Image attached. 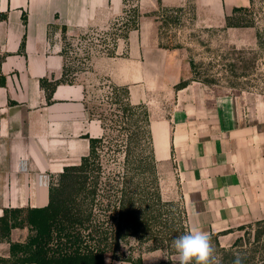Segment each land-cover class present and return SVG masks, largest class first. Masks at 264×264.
<instances>
[{
    "label": "crops",
    "instance_id": "0c3cea01",
    "mask_svg": "<svg viewBox=\"0 0 264 264\" xmlns=\"http://www.w3.org/2000/svg\"><path fill=\"white\" fill-rule=\"evenodd\" d=\"M186 0H137L139 27L119 38L112 55H91L73 83L56 86L48 102L41 78L60 79L66 34L107 28L125 0H0V52L6 54L0 87V215L5 207L49 203L53 176L90 152V138L105 134L87 107L90 76H108L145 103L161 193L180 200L189 230L219 233L264 219V106L245 110L235 96H215L181 79L177 54L159 43L151 13ZM171 108L153 105L152 95ZM167 93V96H163ZM163 96V97H162ZM16 229V228H15ZM13 229V233L15 231ZM28 232L17 240L26 239Z\"/></svg>",
    "mask_w": 264,
    "mask_h": 264
},
{
    "label": "rangeland",
    "instance_id": "374dc122",
    "mask_svg": "<svg viewBox=\"0 0 264 264\" xmlns=\"http://www.w3.org/2000/svg\"><path fill=\"white\" fill-rule=\"evenodd\" d=\"M136 1L128 0L127 7L136 5ZM240 6H246L248 10L233 12L234 7ZM122 14L111 19L107 28H91L64 35L67 64L73 78H76L77 71L90 66L91 55L108 53L113 49V41L120 33L118 27L122 23ZM151 16L157 21L160 45L177 54L182 74L179 83L203 87L215 96H235L245 110L264 106V0H186L182 6L160 5ZM228 16L237 25L229 26ZM89 79L86 98L89 109L93 116L106 117L104 141L99 149L102 180L103 184L109 179L115 183L118 174L125 170L127 124L115 121L119 118L116 114L122 112L111 101L112 86L115 85L111 79L103 75L90 76ZM174 87L176 92L178 89ZM175 92L168 99L159 98L161 94L154 92L151 94L153 105L165 103L166 108H171ZM120 97H124L121 92ZM139 147L144 155L149 153L145 141L139 143ZM56 178L55 175L52 180ZM110 182H107L108 187ZM163 198L175 203L169 206L174 217L171 233L166 236L160 231L162 226L156 230L158 238L165 237L164 247L153 249L157 243L150 239L141 242L130 238L114 253L107 254L106 264H134L127 260L129 258H142L146 264H165L168 261L174 264L175 253L171 242L189 231V226L185 215L183 217L178 211L184 210L180 200ZM257 221L208 234L214 255L222 260V264H232L234 252L243 254L244 264H250L247 260L253 255V249L264 248V239L256 241L259 231L264 234V223L259 225ZM27 232L28 228L16 227L14 233L11 232V240L17 241V237H23ZM261 255L257 252L252 264H264ZM0 257L10 258V243L7 240H0Z\"/></svg>",
    "mask_w": 264,
    "mask_h": 264
},
{
    "label": "trees",
    "instance_id": "16d2710c",
    "mask_svg": "<svg viewBox=\"0 0 264 264\" xmlns=\"http://www.w3.org/2000/svg\"><path fill=\"white\" fill-rule=\"evenodd\" d=\"M127 2L125 0V4ZM238 10L245 11L248 8L234 7L233 12ZM140 15L136 5L125 7L121 15L122 23L118 27L120 33H117L113 49L108 54L114 53L119 38H127L132 29L139 27ZM6 16V13L0 11V20ZM231 20L232 17L228 16L229 26L237 25ZM63 31L65 35L66 27ZM0 55L1 87L6 85V76L1 70L6 54ZM71 73L66 63L60 79L41 78L48 102H51L58 84L75 81ZM186 85V82H180L176 88ZM112 87L111 101L122 112L116 114L119 118L115 121L127 124L128 145L124 150V173L118 174L115 183L109 179L103 184L99 149L104 135L90 138L89 154L83 156L79 163L65 166L56 180H51L47 205L3 209L0 215V240L10 243V258L0 257V264H106L107 254L114 253L130 238L141 242L150 239L157 243L153 249L164 247L165 237L158 238L156 230L162 226L160 231L165 232L166 236L171 233L174 217L169 206L175 203L165 200L161 193L149 109L145 103L131 102L127 85L115 84ZM120 92L124 97H120ZM87 107L91 113L88 104ZM97 118L102 120L106 129V117L100 115ZM142 141L149 147L147 155L139 147ZM107 182L111 183L109 187ZM178 211L185 215V210ZM257 223L263 224L264 219ZM16 227L28 228L25 240H11V232ZM261 239H264V234L259 231L256 241ZM257 252L264 259V248H255L247 260L250 264L255 260ZM127 260L134 264H146L142 258Z\"/></svg>",
    "mask_w": 264,
    "mask_h": 264
},
{
    "label": "clouds",
    "instance_id": "9594fccd",
    "mask_svg": "<svg viewBox=\"0 0 264 264\" xmlns=\"http://www.w3.org/2000/svg\"><path fill=\"white\" fill-rule=\"evenodd\" d=\"M175 253L174 264H222V260L214 255L208 233L202 229L192 228L178 235L171 242ZM232 264H244L245 257L234 252Z\"/></svg>",
    "mask_w": 264,
    "mask_h": 264
}]
</instances>
